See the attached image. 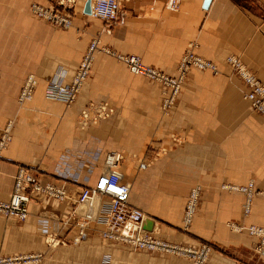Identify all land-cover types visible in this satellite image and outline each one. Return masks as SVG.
<instances>
[{
	"label": "crops",
	"instance_id": "obj_1",
	"mask_svg": "<svg viewBox=\"0 0 264 264\" xmlns=\"http://www.w3.org/2000/svg\"><path fill=\"white\" fill-rule=\"evenodd\" d=\"M173 4L170 5V2ZM49 0H0V135L10 139L0 149V200L11 193L18 168L26 167L41 183L62 185L57 201L35 195L26 217L0 215V256L37 255L20 264H189L168 254L135 250L99 235L91 222L83 239L72 212L75 200L91 186L105 155L120 151L118 170L128 184V203L152 219L156 236L197 247L208 245L204 264H264L253 254L250 224L264 226V199L254 195L247 215L243 194L222 185L264 190V116L242 94L246 86L225 62L236 57L264 84V5L258 0H126L124 17L109 28L82 12L70 10L69 28L52 25L30 13V5ZM121 54L136 55L145 65L173 75L183 51L215 64L217 74L190 68L167 115L160 113L161 85L132 74L112 55L97 52L90 72L68 107L44 92L53 78L67 83L90 39ZM33 75L32 97L17 102L22 83ZM108 101L107 121L81 129L76 117L87 101ZM139 162H146L138 169ZM200 194L193 219L181 218L188 190ZM56 246L44 242V225ZM235 227H241L239 230Z\"/></svg>",
	"mask_w": 264,
	"mask_h": 264
},
{
	"label": "built area",
	"instance_id": "obj_2",
	"mask_svg": "<svg viewBox=\"0 0 264 264\" xmlns=\"http://www.w3.org/2000/svg\"><path fill=\"white\" fill-rule=\"evenodd\" d=\"M126 0H93L89 15L103 23V27L109 28L124 17L123 3ZM261 2L264 0H260ZM76 0H52L51 5H40L32 3L30 12L33 16L44 19L52 25L69 28L71 17L62 13L61 10H70L74 7ZM173 1L170 2V5ZM97 52H104L112 55L117 61L126 65L132 74L141 75L146 79L161 85L160 108L167 114L173 106L178 91L183 83L184 77L190 68L201 71H209L217 74V68L211 61L198 56L189 46L180 56L173 75L165 74L151 66L145 65L136 55L116 53L99 43L94 37L89 40L78 65L67 83L60 78H53L47 82L44 92L51 99H61L65 106H69L75 100L82 84L87 78L92 67L94 55ZM225 62L232 68L233 72L246 86L242 97L248 101L250 108L264 116V84L250 72L236 57L228 56ZM36 86L33 75L25 77L21 89L17 94V102L28 101L32 97ZM113 114L112 105L105 100L87 101L79 109L76 122L79 128L109 118ZM10 136L7 129L0 135V149L4 148ZM123 159L120 151L108 152L103 161L95 182L91 186L81 187L75 200L76 204L84 206L82 213L72 212L74 225L77 227V234L71 242H77L85 236V230L91 222H98L102 228L99 235L114 244L129 247L135 250L149 251L153 253L170 254L183 257L189 264H204L209 246L201 244L197 247L179 245L155 235L153 231L141 228L144 219H150L141 210L128 203V184L121 179L118 170L119 162ZM146 162H139L138 169H143ZM222 188L240 191L243 194L241 205L242 214L247 215L250 210L251 199L254 195L264 199V190L256 189L252 183L246 185H222ZM200 194V187L197 185L188 190L182 211V226L187 229L194 215ZM35 195H45L57 201L66 197L62 185H54L46 182L41 183L34 173L26 167L18 168L14 175L12 193L7 200H0V215L23 220L27 215V204L35 200ZM44 242L47 246H56L67 241L56 239V235L47 232L44 225ZM241 227H235L239 230ZM247 233L255 238L252 248L253 254L261 258L264 256V226L250 224L246 227ZM37 255L23 256H0V264H20L27 260L37 259Z\"/></svg>",
	"mask_w": 264,
	"mask_h": 264
},
{
	"label": "water",
	"instance_id": "obj_3",
	"mask_svg": "<svg viewBox=\"0 0 264 264\" xmlns=\"http://www.w3.org/2000/svg\"><path fill=\"white\" fill-rule=\"evenodd\" d=\"M208 2V0H204L203 2V6H206V3ZM82 12L84 14H89V0H86L83 4V8H82ZM152 227V219H144L142 221V225L141 228L145 229L147 231H150Z\"/></svg>",
	"mask_w": 264,
	"mask_h": 264
},
{
	"label": "rangeland",
	"instance_id": "obj_4",
	"mask_svg": "<svg viewBox=\"0 0 264 264\" xmlns=\"http://www.w3.org/2000/svg\"><path fill=\"white\" fill-rule=\"evenodd\" d=\"M83 1V4H84V2L86 1V0H82ZM92 1L93 0H89V4H90V8H91V5H92ZM259 1V3L260 4H262V5H264V2L262 1H260V0H258ZM124 3H125V1H124ZM124 3H123V5H124ZM52 4V0H49V2H48V4L47 5H51ZM41 5V4H40ZM31 13V12H30ZM32 14V13H31ZM86 15H89V14H86ZM90 16V15H89ZM93 18V17H92ZM100 21V20H99ZM103 24V23H102ZM212 74V73H211ZM65 106V105H64ZM65 107H67V106H65ZM172 108V107H171ZM170 111V110H169ZM160 113L162 114V115H167V114H164L163 112H162V110H161V108H160ZM109 118H107V119H105V120H101V121H98V122H104V121H107ZM193 187V186H192ZM193 219V218H192ZM190 225V224H189ZM210 251V250H209Z\"/></svg>",
	"mask_w": 264,
	"mask_h": 264
},
{
	"label": "bare ground",
	"instance_id": "obj_5",
	"mask_svg": "<svg viewBox=\"0 0 264 264\" xmlns=\"http://www.w3.org/2000/svg\"><path fill=\"white\" fill-rule=\"evenodd\" d=\"M92 6V5H91ZM89 12H90V4H89ZM250 183H252V182H250ZM252 185H253V183H252ZM254 186V185H253ZM251 201H252V199H251ZM193 218V217H192ZM151 219V218H150ZM191 221H192V219H191ZM191 223V222H190ZM152 226H153V222H152ZM150 231H153V227H151V230ZM154 232V231H153ZM155 233V232H154ZM156 235V234H155ZM210 250V249H209ZM209 253V252H208ZM161 254V253H160ZM168 255H170V254H168Z\"/></svg>",
	"mask_w": 264,
	"mask_h": 264
}]
</instances>
